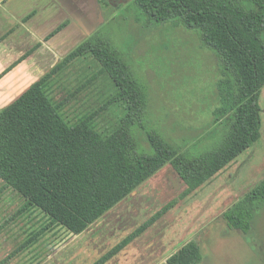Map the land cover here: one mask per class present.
I'll use <instances>...</instances> for the list:
<instances>
[{
	"label": "trees",
	"instance_id": "obj_1",
	"mask_svg": "<svg viewBox=\"0 0 264 264\" xmlns=\"http://www.w3.org/2000/svg\"><path fill=\"white\" fill-rule=\"evenodd\" d=\"M134 3L150 21L174 22L196 31L204 44L216 51L223 70L216 81L214 129L194 143H186L189 137L182 135L180 144L147 129L149 101L145 87L109 39L99 32L91 35L50 74L0 110V180L25 199L23 210L36 207L51 223L74 235L84 232L167 164L185 184L183 197H187L261 138L264 0ZM86 55L101 64L118 89L115 99L127 107L119 127L111 133H99L92 117L70 123L62 113L63 103L56 104L49 94L52 76ZM223 124L226 131L217 144L212 149L204 148L202 140L213 138ZM263 206L264 179L228 209L225 221L231 230L248 237ZM162 213L93 264H106ZM201 261L200 247L191 242L167 264Z\"/></svg>",
	"mask_w": 264,
	"mask_h": 264
},
{
	"label": "rangeland",
	"instance_id": "obj_2",
	"mask_svg": "<svg viewBox=\"0 0 264 264\" xmlns=\"http://www.w3.org/2000/svg\"><path fill=\"white\" fill-rule=\"evenodd\" d=\"M104 1V19L93 26L123 54L145 87L147 129L178 144L182 135L189 137L186 143H194L213 131L216 81L223 70L216 51L196 31L150 21L134 0ZM49 86L50 97L63 103L70 123L92 117L94 128L107 134L126 113V104L115 99L118 89L91 55L62 66ZM260 107L259 142L199 191L183 197L185 186L167 168L81 235L54 225L36 207L23 210L25 199L0 180V264H92L169 204L109 264H167L191 242L201 249L199 264H264V206L248 237L225 221L228 209L264 179V87ZM217 128L213 138L202 140L204 148L212 149L224 135V124Z\"/></svg>",
	"mask_w": 264,
	"mask_h": 264
},
{
	"label": "crops",
	"instance_id": "obj_3",
	"mask_svg": "<svg viewBox=\"0 0 264 264\" xmlns=\"http://www.w3.org/2000/svg\"><path fill=\"white\" fill-rule=\"evenodd\" d=\"M104 4V0H0V110L51 73L96 32L93 25L98 20L103 21ZM167 168L174 173L180 186H185L172 166L167 164L128 197ZM34 251L32 248L27 254ZM103 256L93 257V263Z\"/></svg>",
	"mask_w": 264,
	"mask_h": 264
}]
</instances>
